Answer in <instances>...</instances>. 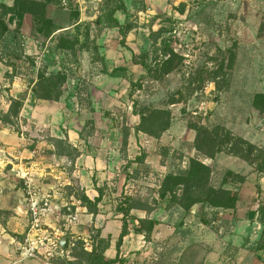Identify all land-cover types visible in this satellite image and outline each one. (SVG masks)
<instances>
[{
  "label": "rangeland",
  "instance_id": "rangeland-1",
  "mask_svg": "<svg viewBox=\"0 0 264 264\" xmlns=\"http://www.w3.org/2000/svg\"><path fill=\"white\" fill-rule=\"evenodd\" d=\"M13 1L0 0V3L11 6ZM33 1H48L47 18L61 30L45 39L38 31L39 23L27 17L21 32L25 51L35 58L36 66L34 70L20 68L17 77L9 82L5 78L9 69L0 63V119L8 111L10 98L25 96L23 106L29 104V97L35 103L43 102L34 99L31 92L34 85L40 84L37 79L40 72L66 74L64 100L71 97L74 100L75 122L69 127L82 132L103 127L102 120L121 133L126 128L133 129L138 123V118L132 115L133 106L137 111L145 108L169 111L170 129L159 142L152 139L145 147L149 153L154 150V154L162 157L148 154L144 159L148 165H138L136 172L134 167L129 168L133 182H128L118 197L109 194V199L101 204L102 210L114 212L130 196L151 207L152 212L144 217L161 222L150 243L138 236L144 244L131 249L126 264H234L231 242H237L233 232L240 236L248 227L239 223L245 206L238 208L235 215L238 222L230 211L200 205L184 214L176 206L168 207L166 201L157 202V190L164 175L185 170L190 158H197L211 168L214 188L223 185L228 171L252 175L246 163L232 156L220 154L213 160L198 156L193 149L195 132L191 126L202 125L209 130L222 127L264 150V114L259 115L252 104L256 94H264V0H121L126 10L115 16L119 23L131 27L124 39L116 30L94 23L103 15L106 0ZM74 13L78 14V21H74ZM159 30L154 37L152 34ZM59 36H75L83 51L74 56L57 51ZM164 40L182 58L177 60V65L181 64L168 75L141 80L146 72L133 65V57L147 53L151 63L154 50L160 49ZM99 58L105 59L109 69L127 67L131 79H112L100 74ZM130 80L141 87L132 98ZM52 124L58 127L57 123ZM5 130L19 138L20 151L33 150L35 143L31 136L35 134L44 142L50 140L47 139L50 129H44L41 123L32 125L21 116L16 127H3L0 121V132ZM142 154L144 151L134 148L130 157L133 160ZM8 158L5 152H0L1 163ZM160 165L163 166L157 168L160 173L153 174L151 167ZM16 179L14 172L0 165V224L9 222L12 217L9 210L16 209L10 199L18 192ZM254 180L252 176L249 183L252 189L244 190L245 194L254 193L252 205L264 198V184L263 189L255 192ZM238 188L241 187L232 180H226L224 189L237 196Z\"/></svg>",
  "mask_w": 264,
  "mask_h": 264
},
{
  "label": "trees",
  "instance_id": "trees-1",
  "mask_svg": "<svg viewBox=\"0 0 264 264\" xmlns=\"http://www.w3.org/2000/svg\"><path fill=\"white\" fill-rule=\"evenodd\" d=\"M47 2L14 0L11 6L0 3V63L9 69V72L5 74V78L9 82H12L17 77L20 68L25 67L26 69L34 70L36 66L35 58L28 55L25 51L21 32L27 17L39 23L40 27L38 31L45 39L61 30V28L54 25L52 20L47 18ZM125 10L123 1L106 0L103 15L94 23L105 29L116 30L120 37L124 39L131 31V27L128 24L119 23L115 15ZM72 15H74V21H78V14L74 13ZM11 26H14V28H11ZM159 33L160 30L152 35L157 37ZM155 44L156 42L154 41L153 45ZM81 48L82 46L81 44L79 46V40L75 36H59L58 38L56 49L61 53L74 56L78 52L83 51ZM94 53L97 54L95 47ZM148 59L149 55L147 53L133 57V65L140 66L146 72V75L142 76L141 80L148 77L155 78L156 75H168L172 73L181 64L177 65V60L181 61L182 58L173 51L169 45V41L164 40L161 41L160 49L154 50V60L150 63ZM99 62L101 63L100 74L112 79H131V74L127 67L120 66L109 69L106 68L104 58H99ZM37 79L40 80V84L34 85L31 89L34 99L56 103L64 100L63 89L67 82L66 74L46 75L40 72L37 74ZM129 88V97L131 98L136 91L141 89L137 84L135 86L133 82L131 83V80ZM25 98L23 96L18 99H9L8 111L2 114L0 119L3 127L17 126V120L23 108ZM252 104L254 110L259 115L264 114V94H256L253 97ZM135 107L133 106L132 115L138 118V123L133 128L134 133H141L159 142L171 127L170 112L147 108L137 111ZM191 130L195 132L193 149L198 156L206 160H213L215 156L220 154L232 156L246 163L252 169V173H255L258 178L264 177V150L262 148L232 135L222 127H215L209 130L202 125H192ZM128 132V128L122 131V150H125L127 146ZM51 142L55 148L54 153L57 157H66L69 160H74L78 156L76 150L66 140L59 139L52 140ZM145 157V154H142L133 160L126 161L123 168L126 181L131 178V173L128 172V169L134 167L133 172H136L138 165H144ZM211 175L212 171L210 167L197 158H190L185 170L177 173L170 172L161 178L156 201H166L168 207L176 206L184 214L190 213L198 205L215 210L234 212L237 208L238 197L234 196L231 191L224 189V185L226 180L230 179L233 181V184L241 186L246 182L247 176L228 171L225 174L223 185L219 188H214L211 186ZM256 189L258 192V184ZM96 191L98 197L93 201H90L81 191H70V193L74 194L88 214L96 216L98 206L102 201L103 189L98 188ZM132 211H143L146 214H150L152 209L149 205L134 200L130 196L125 197L117 205L114 213L121 215V231L115 244L116 256L113 260H107L104 256L109 248L110 238H101L100 232L95 231L91 238V251H85L83 243L77 242L75 248L71 251V256L74 259L71 264H126V260L119 256L123 239L131 232L135 236H140L144 242L150 243L155 229L161 225V222L156 219L148 217L138 218L132 214ZM245 220L261 226V233L255 250H262L264 248V198L258 201L257 208L254 211L246 213Z\"/></svg>",
  "mask_w": 264,
  "mask_h": 264
},
{
  "label": "crops",
  "instance_id": "crops-1",
  "mask_svg": "<svg viewBox=\"0 0 264 264\" xmlns=\"http://www.w3.org/2000/svg\"><path fill=\"white\" fill-rule=\"evenodd\" d=\"M73 101L71 97L66 102L65 100H61L57 103L37 102V104L29 97V104L23 106L19 116L22 119L31 121L32 125L41 123L44 129H50L49 134H47V139L49 138L50 140L44 142L43 138L41 139L35 134L31 136L34 138L35 143L33 150L20 151L19 138L14 135H9L6 130L1 131L0 146H3V149H0V152H5L9 158L4 164L0 162V165L1 167H8L12 172L13 167L18 164L17 160L19 158L26 159L24 165L36 181L39 190L42 193H49L51 195V209L46 220L48 227L55 228L57 226L60 220V214L63 213L61 209L62 205L65 202H69L72 209H77L79 213V225L73 230L79 242L86 241L92 246L91 238L95 231H99L101 238H110L109 248L104 256L107 260H113L116 256L115 244L121 231V215H117L113 211L102 210L101 204L106 198L109 199V194L110 196L118 197L122 189H126L128 182H133L132 179L126 181L123 168L127 160H132L130 155L134 148L144 151L147 155L146 159L148 158V154L155 158H159V156L154 154V150L153 153L145 150L147 143H150L152 139L141 133H134L133 129L129 130L127 146L125 150H122V133L117 128H112L109 124H106L104 122L105 120H102L103 127H95V129L86 132L85 130L82 132L81 129H76L74 126L69 127V125L75 122V118L73 117ZM70 105L71 108L69 107ZM75 108L78 109V105ZM38 111V114L35 113ZM80 112L83 111L81 110ZM53 122L57 123L58 127H55L52 124ZM86 136L88 138L87 141H82L81 137L85 138ZM59 139L66 140L76 150L78 156L74 160H69L66 157L59 158L55 155V148L51 141ZM32 152H36L34 159H31L30 154ZM11 165L13 166L12 168ZM144 165H148V161L145 160ZM157 168L163 169V166H157L155 169L151 167L153 174L160 173ZM252 176L255 179L253 182L254 191L256 192L257 184L260 189H263L261 185L264 184V177H260L256 181V177L258 176L255 173L247 176L246 182L239 186L241 188H238L237 208L234 212L230 211L236 217L239 211L238 208L245 206V212L239 223L248 224V227L242 230L245 234L240 233L239 236L237 232H233L235 234L234 239L237 241L236 243L231 242V247L235 250L234 264H264V248L262 250H255L261 233V226L245 220L246 213L248 211H254L258 205H252L254 193H244V190L251 188L249 183L251 182ZM16 180L18 192L12 194L10 198L12 199L11 205L14 204L16 209L9 210L12 216L9 222L5 223L6 221H3L4 223L0 224V264H43L41 258L19 261V249L24 239L29 218L27 215V206L24 201L25 195L22 183L19 179ZM98 188L103 189L102 201L98 206L97 215L92 216L87 213L82 205L76 206L75 202H79V200L70 191H81L90 201H93L98 197L96 191ZM132 213H135V216L138 218H145V212L143 211H134ZM237 218L236 220L238 222ZM137 238L138 236L130 232L123 239L119 254L120 258L127 261V255L131 249L135 245L141 247L140 243L142 242ZM73 261L74 259L70 253L69 259L55 258L51 264H71Z\"/></svg>",
  "mask_w": 264,
  "mask_h": 264
},
{
  "label": "built area",
  "instance_id": "built-area-1",
  "mask_svg": "<svg viewBox=\"0 0 264 264\" xmlns=\"http://www.w3.org/2000/svg\"><path fill=\"white\" fill-rule=\"evenodd\" d=\"M31 159L36 157V152H32ZM14 167V175L22 183L25 193V203L27 206L28 225L24 234L23 242L19 249V261L41 258L43 264H51L55 258L69 259L71 251L75 248L79 239L73 230L79 225V213L77 209H72L69 202L62 205L63 213L55 228H50L46 224L50 209L51 195L42 193L36 181L24 165L22 158ZM80 206V202H75ZM67 241V248L63 249L60 241ZM83 249L91 250V245L84 241Z\"/></svg>",
  "mask_w": 264,
  "mask_h": 264
},
{
  "label": "water",
  "instance_id": "water-1",
  "mask_svg": "<svg viewBox=\"0 0 264 264\" xmlns=\"http://www.w3.org/2000/svg\"><path fill=\"white\" fill-rule=\"evenodd\" d=\"M60 245L63 249H66L67 248V241L65 239L61 240L60 241Z\"/></svg>",
  "mask_w": 264,
  "mask_h": 264
}]
</instances>
